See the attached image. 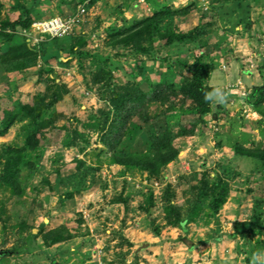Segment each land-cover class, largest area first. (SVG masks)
Segmentation results:
<instances>
[{
  "label": "rangeland",
  "instance_id": "1",
  "mask_svg": "<svg viewBox=\"0 0 264 264\" xmlns=\"http://www.w3.org/2000/svg\"><path fill=\"white\" fill-rule=\"evenodd\" d=\"M126 2L87 3L66 36L29 40L40 45L35 58L4 63L23 32L0 38V119L29 105L43 107L39 122L51 121L40 145L22 154L23 193L0 182V264H264V229L253 227L264 224V162L236 154L264 148V104L254 105L264 96V0H137L127 17ZM79 5L0 0V22L22 8L39 21ZM165 6L192 10L141 35L127 31ZM194 68H206L204 85L222 94L202 117L183 94ZM134 89L146 99L115 109L113 97ZM24 117L0 136V173L6 148L38 130ZM167 133L177 155L157 175L115 162L156 160L163 145L156 149L155 137ZM203 188L215 191L199 198Z\"/></svg>",
  "mask_w": 264,
  "mask_h": 264
},
{
  "label": "trees",
  "instance_id": "2",
  "mask_svg": "<svg viewBox=\"0 0 264 264\" xmlns=\"http://www.w3.org/2000/svg\"><path fill=\"white\" fill-rule=\"evenodd\" d=\"M97 1L98 0H78V4H84L85 2H87L89 6V4L90 5L94 4ZM232 1H237V0H232ZM232 1L215 0V2H219V3H228ZM238 1L240 2V1H257V0H238ZM191 10H192L191 6H188L180 10H175V9L165 6L160 10L154 11L151 15L146 16L142 18L141 20H137V21L135 20V22H132V24L129 26L130 28L127 29V31L129 33L133 31L134 33H138V35H141L144 27H148V26L152 27L153 25L157 24L159 21H161L165 17L188 14L189 12H191ZM32 12L33 11L30 8H22L20 14L15 20L13 21L7 20V21L0 22V27L2 28V30L12 31L11 33L0 32V38L7 40V41H11L12 38L17 36L16 34L18 33V31L30 29L32 24L35 21H37L34 18V16H32ZM136 30H139V31L136 32ZM179 38L180 40H182L183 36H179ZM20 39H22V42H23L20 46L9 48L7 51L1 54V60L4 63L22 60V59H28L29 57L35 58L36 55L41 53L40 50H37V48L40 49L39 44L44 45V43L48 42L49 40L51 41L57 40V38L45 37L37 46H31L28 38L20 37ZM41 51L44 53L42 49ZM205 69L206 68H194V70L192 71V77L190 81L187 83L186 86L183 87V94L187 96V98H190L192 100V103L194 104L196 108V112L199 114L200 117L205 116L210 112L211 104L213 101V100H205L204 98L206 94H209L211 92V90L207 86H205L203 82V79L206 77V74H207L206 73L207 71ZM144 99H146V94H143L139 92L138 90L135 91L134 89L133 92L122 94L119 97H113V100L115 101V104H116L114 105V108L120 109L122 106L124 107L127 102L139 104V103H142ZM56 100L57 99H55L54 101ZM262 104H264V96L259 98L258 101L254 102L255 107L262 105ZM3 113L4 115H2V118L0 119V136L5 135L13 127L14 124L21 121L22 120L21 115H23V117L25 116L24 118L29 119L33 124H35L38 127V130H36V132L26 137L25 145L23 147L14 148V147L8 146L6 148L8 157L5 161L3 170L0 173V182L4 186L10 187L12 191L15 193V195H21L23 191L21 189V185L19 182V174H20L19 166L21 165V162H22V154L25 150H34L36 147L40 145L41 133H43L42 129L44 130L47 126H49V124H51V121L39 122L43 114V107H40V106L33 107L29 105H24L21 108H19V110L17 111L15 110L11 112L5 109ZM115 128L118 129L116 125H115ZM115 128H111V130L112 129L113 130L111 131L108 138H104L105 143H107L109 146H111L110 141H112V139H113L112 142L116 141L117 139V138L114 139V136H112V134H114L113 131L115 130ZM168 135H171V134L167 133L166 135L163 136V139L168 144L167 146L165 145V143L160 144V141L163 142L164 140L162 141L160 140V138L155 137V140H158V145H155L156 149H159L161 145H163L161 149L158 150V153L156 155V158H157L156 160H150L148 158V155H143L141 156V158H137V159H140L138 160V162L134 163V160H132L133 158L129 154H127L126 156H123V158L115 157V162H118V164H121V165L138 166L141 169L148 171L150 175H157L159 171V166L160 165L162 166L163 164L170 162L177 155V151L174 148H172L170 145L169 137L171 136H168ZM236 154L240 156H249L255 159H259L260 161L264 162V148L262 146L256 149H247L244 146H238L236 149ZM209 190L211 189H208L207 191V188L206 190L205 188H203L202 192L198 193L199 198L203 195L209 197L210 195ZM214 191L215 189L212 188L211 193L213 194ZM212 196L214 197L213 204L217 207L218 204H215L217 199L215 198L214 195ZM68 197H71V196H68ZM198 201H199L198 198H196V201L191 206L190 208L191 214L196 213L197 210L199 209L197 205ZM175 215H177L178 217L179 212H176ZM178 223L181 227H184V221H178ZM247 226H249V224H247ZM253 227L258 230H263L264 224H262L261 222H256L254 223ZM50 239L52 242H56V241H59L60 239H63V237L61 234H58Z\"/></svg>",
  "mask_w": 264,
  "mask_h": 264
},
{
  "label": "built area",
  "instance_id": "3",
  "mask_svg": "<svg viewBox=\"0 0 264 264\" xmlns=\"http://www.w3.org/2000/svg\"><path fill=\"white\" fill-rule=\"evenodd\" d=\"M85 14V8L81 7L75 13L66 17L58 16L35 21L30 29L21 30L23 32L22 36L28 38V40L34 41L35 43L42 41L45 37L60 38L66 36L73 30V27H76L83 21ZM0 32L11 33L10 30H2L1 27Z\"/></svg>",
  "mask_w": 264,
  "mask_h": 264
},
{
  "label": "crops",
  "instance_id": "4",
  "mask_svg": "<svg viewBox=\"0 0 264 264\" xmlns=\"http://www.w3.org/2000/svg\"><path fill=\"white\" fill-rule=\"evenodd\" d=\"M127 2H126V7H125V9L123 10L124 12H123V14L122 15H124V13H125V16L127 15V13H129V12H131V13H133V11L134 10H136V6H137V0H126ZM147 1V3H148V5L150 6V1L151 0H146ZM143 2H144V0H143ZM160 2H161V0H160ZM135 3V4H134ZM145 3V6L147 7V3L146 2H144ZM162 6V5H161ZM89 8V7H88ZM142 9H143V7H141ZM127 17V16H126Z\"/></svg>",
  "mask_w": 264,
  "mask_h": 264
},
{
  "label": "clouds",
  "instance_id": "5",
  "mask_svg": "<svg viewBox=\"0 0 264 264\" xmlns=\"http://www.w3.org/2000/svg\"><path fill=\"white\" fill-rule=\"evenodd\" d=\"M81 7L85 8L86 13H87V8H88V6H87V2H85L84 4L79 5L78 9L81 8ZM78 9H77V10H78ZM77 10H76V11H77ZM76 11H75V12H76ZM75 12H74V13H75ZM71 14H73V13H71ZM69 15H70V14H69ZM85 15H86V14H85ZM37 21H38V20H37ZM5 33H6V32H5ZM221 96H222V94H221L220 90L217 89V90H214L213 93L206 94L204 98H205V100H212V99H219V98H221Z\"/></svg>",
  "mask_w": 264,
  "mask_h": 264
}]
</instances>
